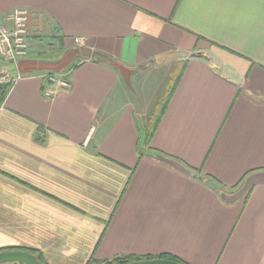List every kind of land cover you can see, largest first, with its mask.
Here are the masks:
<instances>
[{
	"label": "crops",
	"instance_id": "obj_1",
	"mask_svg": "<svg viewBox=\"0 0 264 264\" xmlns=\"http://www.w3.org/2000/svg\"><path fill=\"white\" fill-rule=\"evenodd\" d=\"M17 8L28 55L0 64L18 77L0 106V252L264 264V0H0Z\"/></svg>",
	"mask_w": 264,
	"mask_h": 264
},
{
	"label": "built area",
	"instance_id": "obj_2",
	"mask_svg": "<svg viewBox=\"0 0 264 264\" xmlns=\"http://www.w3.org/2000/svg\"><path fill=\"white\" fill-rule=\"evenodd\" d=\"M30 25V12L24 8L13 10L9 17L0 15V60L4 64L17 65L28 55V35ZM76 45L83 46L82 37L73 39ZM18 77L12 76L6 67H0V85L14 84ZM49 82L60 89H69L68 81L58 76H50ZM53 91H44L46 97H53Z\"/></svg>",
	"mask_w": 264,
	"mask_h": 264
},
{
	"label": "trees",
	"instance_id": "obj_3",
	"mask_svg": "<svg viewBox=\"0 0 264 264\" xmlns=\"http://www.w3.org/2000/svg\"><path fill=\"white\" fill-rule=\"evenodd\" d=\"M213 45V43H210ZM0 64H2V61L0 60ZM177 67H175L172 72L169 74V78L166 84V89L162 97L157 101L155 105V111L151 119L149 120L148 130L146 132V143L150 139L152 131L155 129L158 120L160 116L162 115L170 96L172 95L175 86L177 82L179 81L184 68L186 66V62H180L177 63ZM11 84H3L0 85V106L3 104L8 92L11 89ZM148 145V143H147ZM237 186H234V188ZM119 202V201H118ZM27 252L31 253L32 255L36 256L38 261L41 264H45L41 255L34 251V250H28ZM155 259H161V260H167L171 262H176L179 264H185L182 261H180L178 258L168 255V254H162L159 256H135V255H127V256H119L112 258L110 260H104V261H97L94 259V255H92L89 260L86 262V264H128L131 262H138V261H145V260H155Z\"/></svg>",
	"mask_w": 264,
	"mask_h": 264
},
{
	"label": "water",
	"instance_id": "obj_4",
	"mask_svg": "<svg viewBox=\"0 0 264 264\" xmlns=\"http://www.w3.org/2000/svg\"><path fill=\"white\" fill-rule=\"evenodd\" d=\"M197 55L200 56L201 53H198ZM194 177H196L199 180L202 179L198 175H195ZM7 263L41 264L36 258V256L23 250L0 252V264H7ZM128 264H179V263L171 262L167 260L155 259V260L131 262Z\"/></svg>",
	"mask_w": 264,
	"mask_h": 264
},
{
	"label": "rangeland",
	"instance_id": "obj_5",
	"mask_svg": "<svg viewBox=\"0 0 264 264\" xmlns=\"http://www.w3.org/2000/svg\"><path fill=\"white\" fill-rule=\"evenodd\" d=\"M164 94V93H163Z\"/></svg>",
	"mask_w": 264,
	"mask_h": 264
}]
</instances>
